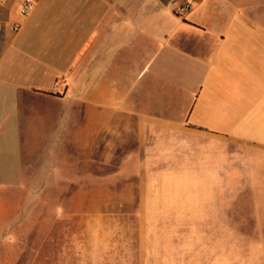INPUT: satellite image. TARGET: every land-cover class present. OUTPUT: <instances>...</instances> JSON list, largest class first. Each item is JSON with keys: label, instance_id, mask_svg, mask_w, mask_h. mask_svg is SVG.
I'll return each instance as SVG.
<instances>
[{"label": "crops", "instance_id": "0c3cea01", "mask_svg": "<svg viewBox=\"0 0 264 264\" xmlns=\"http://www.w3.org/2000/svg\"><path fill=\"white\" fill-rule=\"evenodd\" d=\"M99 1L35 0L21 17V0H0V193L53 191L49 179L25 180L28 174L68 175L74 188L55 192L123 178L138 191L140 209H157L139 217L144 225L219 222L224 192L258 201L262 0H178L174 8L175 0ZM183 4L188 9L176 14ZM35 109L38 116L28 114ZM77 111L85 119L80 152ZM21 117L39 128L25 139L40 152L30 173L20 162ZM14 224L0 219V264L16 263L12 248L26 237ZM136 236L138 264H152V227ZM66 251L76 263L77 249L70 243Z\"/></svg>", "mask_w": 264, "mask_h": 264}, {"label": "rangeland", "instance_id": "374dc122", "mask_svg": "<svg viewBox=\"0 0 264 264\" xmlns=\"http://www.w3.org/2000/svg\"><path fill=\"white\" fill-rule=\"evenodd\" d=\"M91 3L100 6L99 0ZM258 3L259 9H264V0ZM178 4L175 0L171 6ZM76 7L80 9L83 5L78 3ZM187 9L188 5L183 4L176 14ZM208 21L214 27L218 25L216 21ZM38 112L35 109L28 114L38 116ZM84 120V112L77 111L78 152L85 140ZM38 130L36 120L21 117L20 162L28 165L29 173L33 171V156L40 152L37 144L26 145L25 139L31 138L33 132L37 137ZM80 172L84 173L85 169ZM28 175L23 178L49 179L48 188L53 191L0 193V219L12 220L14 231L26 233L23 241H17L23 244V250L20 251V245L12 248L15 264H138V256L133 251L140 227H152V247L158 251V255L152 256V264H264L262 193L255 195L258 201H252L248 200L250 193H236V198L229 199V193L224 192L227 198L221 201L220 216L215 218L220 221L212 224L144 225L138 223L139 217L152 216V211L157 209H140L138 191L130 183H124L123 178L122 182L112 178L111 184L93 185L89 190L77 182L76 190L55 192L60 186L74 188L72 182L64 180L68 175H61L58 180L53 175L38 178ZM82 177L78 176V180ZM38 243L42 244L40 255L33 257L31 249ZM70 243L77 249L76 263L75 258L70 262V254L67 255ZM19 251L21 255L17 256ZM32 258L35 259L32 261Z\"/></svg>", "mask_w": 264, "mask_h": 264}, {"label": "built area", "instance_id": "2783aa9c", "mask_svg": "<svg viewBox=\"0 0 264 264\" xmlns=\"http://www.w3.org/2000/svg\"><path fill=\"white\" fill-rule=\"evenodd\" d=\"M35 6V0H21L20 6H19V14L21 17H26L34 8ZM2 23L0 22V29H1ZM20 27L19 22H15L12 24V30L17 31Z\"/></svg>", "mask_w": 264, "mask_h": 264}]
</instances>
